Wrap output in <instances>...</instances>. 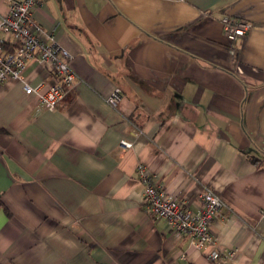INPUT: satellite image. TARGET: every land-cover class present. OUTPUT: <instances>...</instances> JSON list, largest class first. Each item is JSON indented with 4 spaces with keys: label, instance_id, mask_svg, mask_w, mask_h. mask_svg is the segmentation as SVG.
<instances>
[{
    "label": "crops",
    "instance_id": "crops-1",
    "mask_svg": "<svg viewBox=\"0 0 264 264\" xmlns=\"http://www.w3.org/2000/svg\"><path fill=\"white\" fill-rule=\"evenodd\" d=\"M224 15L252 27L230 41ZM32 16L81 82L53 109L23 87L46 89L45 65L0 83V264H264V0H38ZM138 164L219 195L215 248L235 254L174 236Z\"/></svg>",
    "mask_w": 264,
    "mask_h": 264
},
{
    "label": "built area",
    "instance_id": "built-area-1",
    "mask_svg": "<svg viewBox=\"0 0 264 264\" xmlns=\"http://www.w3.org/2000/svg\"><path fill=\"white\" fill-rule=\"evenodd\" d=\"M37 6L38 0H8L6 9L0 10V83L7 79L24 81L31 63L45 65L52 73L53 82L46 89L41 84L32 86L25 81L23 87L26 93L38 96L41 107L53 109L66 100L81 78L70 64L71 55L53 34H48L47 39L39 36L40 25L32 16ZM220 23L230 41L244 36L252 27L246 18L229 15H224ZM120 99V89L116 87L107 102L115 107ZM119 143L123 149L134 144L125 137ZM137 173L143 186V202L150 213L166 221L174 236L187 235L197 249L211 246L209 256L218 261H226L235 254V248H215L211 224L217 218H224V202L211 188H203L196 200H190L168 191L143 164H138Z\"/></svg>",
    "mask_w": 264,
    "mask_h": 264
}]
</instances>
